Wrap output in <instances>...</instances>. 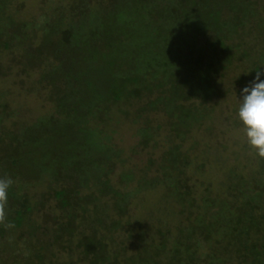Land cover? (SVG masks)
I'll use <instances>...</instances> for the list:
<instances>
[{
  "label": "trees",
  "instance_id": "trees-1",
  "mask_svg": "<svg viewBox=\"0 0 264 264\" xmlns=\"http://www.w3.org/2000/svg\"><path fill=\"white\" fill-rule=\"evenodd\" d=\"M16 1L0 0V54L12 55L0 81L38 72L51 111L16 120L0 91V176L13 181L0 264H58L54 247L82 264H264V158L227 169L221 191L193 179L206 166L193 132H212L219 103L264 68V0H70L38 24ZM226 109L240 127L237 104ZM122 121L137 126L132 157L161 131L163 152L123 158ZM156 189L176 206L172 229L132 219Z\"/></svg>",
  "mask_w": 264,
  "mask_h": 264
},
{
  "label": "rangeland",
  "instance_id": "rangeland-1",
  "mask_svg": "<svg viewBox=\"0 0 264 264\" xmlns=\"http://www.w3.org/2000/svg\"><path fill=\"white\" fill-rule=\"evenodd\" d=\"M68 1L70 0H17V4L22 5L17 16L22 21L38 24L59 3L67 4ZM10 57L12 55L7 53L0 54V61L7 63ZM16 71L17 69L15 70V74ZM37 79L38 72H35L31 73L29 77L13 75L0 81V91L5 94V101L15 111L14 118L16 120H26L29 122L31 119L43 116L51 111V105L46 103L45 98L38 94ZM232 104H237L234 95H230L226 100L219 103L216 109V115L220 118L218 120L215 119L212 132L206 131L205 128L193 132V141L197 143L195 147L197 155H199L200 161H204L206 165L204 173H197L196 176L193 175V179L196 181L194 182L198 186L199 191H201L202 182H210L213 184L215 191H218V189L221 191L222 184L227 182V178H225L227 169L234 167L236 170H240L242 166H248L249 168V163L255 162V154L245 143L240 127L227 125L224 122L225 116H228L230 113L226 107H230ZM222 110L224 114H221ZM163 120L162 115H158L154 119L156 123H161ZM136 128V125L122 121L119 123L116 133L112 135V142L118 149H121L123 158H129L131 156V148L139 140L136 135ZM164 134V131H161L158 135L156 139L158 140V145L156 148H149L139 155L131 156L130 163L144 166L149 157L155 158L159 156L167 145ZM193 141L185 144V150H187V147L193 145ZM135 201L136 204L134 203L132 205L131 216L144 229L156 227L159 225V221L161 224L168 225L172 229L179 221L176 206L171 200L164 197L162 189L139 193ZM49 204V209L59 215L60 212L58 209H55L54 203L51 202ZM7 240L8 237L3 240L4 243ZM17 245L19 250L14 251L9 256L12 255L18 258V261H22L26 253L24 251V253L21 252L24 249L21 244ZM51 250L58 264H68L71 259L72 262L78 260L77 256L68 259L67 254L61 252L58 248L54 247ZM76 264L82 263L79 261Z\"/></svg>",
  "mask_w": 264,
  "mask_h": 264
},
{
  "label": "clouds",
  "instance_id": "clouds-1",
  "mask_svg": "<svg viewBox=\"0 0 264 264\" xmlns=\"http://www.w3.org/2000/svg\"><path fill=\"white\" fill-rule=\"evenodd\" d=\"M264 68L239 91L236 119L240 124L243 139L257 157L264 158ZM13 181L0 176V220L6 215L8 191Z\"/></svg>",
  "mask_w": 264,
  "mask_h": 264
}]
</instances>
